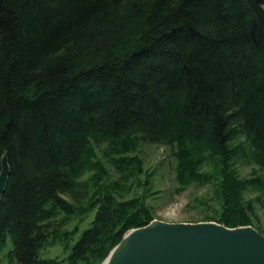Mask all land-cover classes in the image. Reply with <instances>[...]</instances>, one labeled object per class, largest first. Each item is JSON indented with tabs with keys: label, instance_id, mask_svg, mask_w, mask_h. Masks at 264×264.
Returning <instances> with one entry per match:
<instances>
[{
	"label": "trees",
	"instance_id": "trees-1",
	"mask_svg": "<svg viewBox=\"0 0 264 264\" xmlns=\"http://www.w3.org/2000/svg\"><path fill=\"white\" fill-rule=\"evenodd\" d=\"M241 134L264 166V0H0V249L16 264H51L40 254L55 213L93 207L83 176L105 142L177 145L183 184L201 153L217 158L223 207L237 214L233 194L260 184L229 169ZM109 198L71 248L74 264H101L151 221L136 200Z\"/></svg>",
	"mask_w": 264,
	"mask_h": 264
},
{
	"label": "rangeland",
	"instance_id": "rangeland-1",
	"mask_svg": "<svg viewBox=\"0 0 264 264\" xmlns=\"http://www.w3.org/2000/svg\"><path fill=\"white\" fill-rule=\"evenodd\" d=\"M135 138H125V143L122 140L117 150L112 149L107 142L93 145L92 163H97V168L91 166L83 176L93 193L83 206L94 205L83 215L55 213L52 226L59 230L51 232L41 251V260L51 264H74L70 259L71 248L81 234L92 226L99 204L109 197L113 203L136 200L137 205H141L151 218L148 225L153 222L213 223L226 227L220 219L229 217L235 221H247V225L226 228L233 230L249 227L264 238V166L256 159L259 158L257 152L245 134L238 135L230 144L236 155L230 160L229 169L239 181H260V184L244 186L239 193H232L240 197V206L237 208L239 215L234 214L235 208L228 207L225 210L223 207L220 195L226 180L220 174L221 166L217 158L201 153L200 156L205 160H201L195 170L197 176L188 184H183V180L190 177L188 170L183 171L184 161L180 162L176 156L177 145L171 146L164 142L153 144ZM201 179H207V182ZM137 229L128 230L123 237ZM10 251L8 243L0 249V264H16L9 255Z\"/></svg>",
	"mask_w": 264,
	"mask_h": 264
},
{
	"label": "water",
	"instance_id": "water-1",
	"mask_svg": "<svg viewBox=\"0 0 264 264\" xmlns=\"http://www.w3.org/2000/svg\"><path fill=\"white\" fill-rule=\"evenodd\" d=\"M8 174L2 159L0 200ZM134 232L115 264H264V238L249 227L153 222Z\"/></svg>",
	"mask_w": 264,
	"mask_h": 264
},
{
	"label": "bare ground",
	"instance_id": "bare-ground-1",
	"mask_svg": "<svg viewBox=\"0 0 264 264\" xmlns=\"http://www.w3.org/2000/svg\"><path fill=\"white\" fill-rule=\"evenodd\" d=\"M134 231L135 230L129 231L123 237L122 241L111 250L103 264H115L120 258L125 255L129 247L130 238L135 233Z\"/></svg>",
	"mask_w": 264,
	"mask_h": 264
}]
</instances>
